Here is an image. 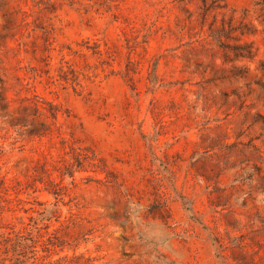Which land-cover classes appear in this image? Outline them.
I'll use <instances>...</instances> for the list:
<instances>
[{
	"label": "rangeland",
	"instance_id": "obj_1",
	"mask_svg": "<svg viewBox=\"0 0 264 264\" xmlns=\"http://www.w3.org/2000/svg\"><path fill=\"white\" fill-rule=\"evenodd\" d=\"M0 264H264V0H0Z\"/></svg>",
	"mask_w": 264,
	"mask_h": 264
}]
</instances>
